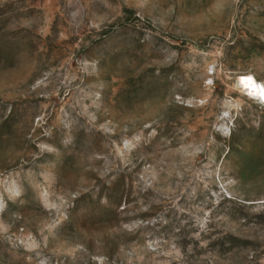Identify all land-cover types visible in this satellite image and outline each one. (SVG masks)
Returning a JSON list of instances; mask_svg holds the SVG:
<instances>
[{"label":"rangeland","instance_id":"rangeland-1","mask_svg":"<svg viewBox=\"0 0 264 264\" xmlns=\"http://www.w3.org/2000/svg\"><path fill=\"white\" fill-rule=\"evenodd\" d=\"M249 75L264 0H0V264H264Z\"/></svg>","mask_w":264,"mask_h":264},{"label":"bare ground","instance_id":"bare-ground-1","mask_svg":"<svg viewBox=\"0 0 264 264\" xmlns=\"http://www.w3.org/2000/svg\"><path fill=\"white\" fill-rule=\"evenodd\" d=\"M249 81L252 82V85H249ZM248 92H246V95L250 96L252 99L261 101L264 103V86L262 84H259L256 82L255 78L253 76H245L242 81Z\"/></svg>","mask_w":264,"mask_h":264},{"label":"clouds","instance_id":"clouds-1","mask_svg":"<svg viewBox=\"0 0 264 264\" xmlns=\"http://www.w3.org/2000/svg\"><path fill=\"white\" fill-rule=\"evenodd\" d=\"M248 83H249L250 86L252 85V82L251 81H249Z\"/></svg>","mask_w":264,"mask_h":264}]
</instances>
